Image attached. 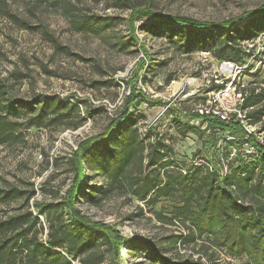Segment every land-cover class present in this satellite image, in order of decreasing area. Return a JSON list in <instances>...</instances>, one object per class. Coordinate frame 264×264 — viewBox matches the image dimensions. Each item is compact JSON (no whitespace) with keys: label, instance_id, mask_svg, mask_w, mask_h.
<instances>
[{"label":"trees","instance_id":"1","mask_svg":"<svg viewBox=\"0 0 264 264\" xmlns=\"http://www.w3.org/2000/svg\"><path fill=\"white\" fill-rule=\"evenodd\" d=\"M145 1L144 7L136 8L129 0H117L120 8L131 12L130 33L136 44L132 23L146 15L152 22L141 30L153 39L165 40L179 54L204 53L237 65L248 57L241 42L264 32V4L222 22H203L158 15L150 9L152 1ZM66 13L77 33L100 36L106 32L107 23L98 17ZM141 51L139 70L148 61L146 51ZM150 64L149 73L156 72L159 65ZM222 89L223 84L209 91ZM236 93L240 101L228 120L177 108L171 121L178 136L198 133L201 147L194 157L217 144L216 133L254 149L252 161L228 164L223 174L216 163L177 165L164 135H152L151 128L142 133L138 128L141 116L132 106L146 97L131 88L101 132L78 142L65 160L70 185L62 198L38 202L33 200L32 189L0 185V264H102L106 255L118 258L121 249L126 259L146 264H229L220 254L229 260L264 264V146L246 131L263 122L264 85L243 87ZM81 105L54 95L16 100L9 87L0 84V148L22 144L29 129L75 131L83 127L95 110L88 109L84 115ZM195 120L199 127L190 124ZM111 198L126 199L127 205L132 199L142 202L157 222L176 225L180 233L166 238L164 244L139 237L126 239L115 226L91 222L76 207L83 203L96 208ZM160 202L170 203L163 207V214L153 211ZM135 215H142V208ZM177 247L188 255H180Z\"/></svg>","mask_w":264,"mask_h":264},{"label":"rangeland","instance_id":"2","mask_svg":"<svg viewBox=\"0 0 264 264\" xmlns=\"http://www.w3.org/2000/svg\"><path fill=\"white\" fill-rule=\"evenodd\" d=\"M129 1L136 8L146 3ZM151 1L150 9L158 15L185 16L203 22H222L264 4V0ZM66 10L77 16L104 20L106 32L100 36L75 32ZM130 14V10L118 6L117 0H0V84L8 86L16 100L54 95L82 102L84 115L88 109L95 110L86 124L75 131L29 129L22 144L0 148V185L32 189L33 200L38 202L62 198L70 185L65 160L78 142L101 132L108 119L123 106L131 88L146 97L132 106L141 116L138 128L142 133L151 128L152 135H164L177 165L216 163L224 174L228 164L235 166L238 161L253 160L255 151L249 144L238 145L225 133H216L217 144L194 157L201 147L198 133L178 136L171 121L177 108L186 113L198 111L230 119L240 101L236 91L264 85V32L241 42L248 57L235 65L237 69L230 70L208 54L182 55L165 40L145 34L141 27L152 22L146 15L132 23L136 44L130 33ZM138 46L148 55L141 70L143 52ZM148 63L159 65L154 68L156 72L149 73L148 67L152 65ZM221 84L222 90L209 91ZM180 120L185 121L184 117ZM190 124L199 127L200 122ZM246 131L264 146V118L261 126L248 127ZM169 206L170 203L160 202L153 211L163 214V207ZM76 207L91 222L115 226L126 239L139 237L164 244L166 238L180 233L176 225L157 222L136 199L128 205L126 199L111 198L96 208L83 203ZM138 207L142 208L140 216L135 215ZM177 249L180 255H188ZM125 253L121 249L118 258L106 255L102 264H146L126 259ZM219 257L229 264H247L245 259L229 260L223 254Z\"/></svg>","mask_w":264,"mask_h":264},{"label":"built area","instance_id":"3","mask_svg":"<svg viewBox=\"0 0 264 264\" xmlns=\"http://www.w3.org/2000/svg\"><path fill=\"white\" fill-rule=\"evenodd\" d=\"M223 66L227 69H230V70H234V69H237V67L235 66V64L233 63H230V62H223ZM221 119L223 120H226V117L224 115H220L219 116Z\"/></svg>","mask_w":264,"mask_h":264}]
</instances>
